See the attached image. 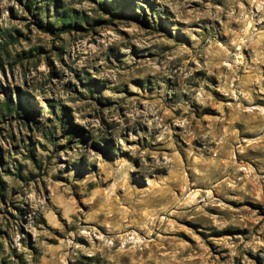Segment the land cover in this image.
Instances as JSON below:
<instances>
[{
	"label": "rangeland",
	"instance_id": "rangeland-1",
	"mask_svg": "<svg viewBox=\"0 0 264 264\" xmlns=\"http://www.w3.org/2000/svg\"><path fill=\"white\" fill-rule=\"evenodd\" d=\"M0 181V264H264V0H0Z\"/></svg>",
	"mask_w": 264,
	"mask_h": 264
},
{
	"label": "trees",
	"instance_id": "trees-1",
	"mask_svg": "<svg viewBox=\"0 0 264 264\" xmlns=\"http://www.w3.org/2000/svg\"><path fill=\"white\" fill-rule=\"evenodd\" d=\"M61 24L60 26L64 27V28H70V27H74V28H77L79 26L78 22L76 20H72L71 17H67V18H61ZM71 23H73V25H71ZM46 29H49L51 30V27H49V25H46L44 26ZM15 95H16V100H17V103L16 105L18 106V108H21L23 107L24 105V102L22 100V97H21V94L16 91L15 92ZM4 106L6 108V110L8 112H13V111H17V107H15V105L12 103L11 100H6L5 103H4ZM0 183H2L0 181Z\"/></svg>",
	"mask_w": 264,
	"mask_h": 264
}]
</instances>
